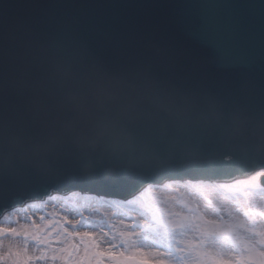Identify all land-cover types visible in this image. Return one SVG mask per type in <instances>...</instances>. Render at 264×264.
<instances>
[{"label":"water","instance_id":"obj_1","mask_svg":"<svg viewBox=\"0 0 264 264\" xmlns=\"http://www.w3.org/2000/svg\"><path fill=\"white\" fill-rule=\"evenodd\" d=\"M260 169L264 0H0V216L165 180L233 200Z\"/></svg>","mask_w":264,"mask_h":264},{"label":"rangeland","instance_id":"obj_2","mask_svg":"<svg viewBox=\"0 0 264 264\" xmlns=\"http://www.w3.org/2000/svg\"><path fill=\"white\" fill-rule=\"evenodd\" d=\"M196 183L200 182H188L189 191ZM243 183L236 182L238 190L258 213L257 197H264V193L246 192ZM178 196L175 198L168 188L141 190L129 200L141 205L143 216L102 203L114 216L122 217L108 234L83 222L71 228L77 216L62 219L56 212L48 213L49 209H35L36 216L29 221H1L0 264H264V225L250 209L236 218L215 217L194 211L185 193ZM57 199L61 200L59 195ZM64 208L67 210L66 205Z\"/></svg>","mask_w":264,"mask_h":264},{"label":"bare ground","instance_id":"obj_3","mask_svg":"<svg viewBox=\"0 0 264 264\" xmlns=\"http://www.w3.org/2000/svg\"><path fill=\"white\" fill-rule=\"evenodd\" d=\"M260 172L264 173V170H257L254 172L253 175L245 178H240L234 180L235 182H244L250 179L251 181L258 183L259 180H255V176L260 175ZM169 181H164L163 183H168ZM189 181L184 182V184H177L174 182V185H169V190L174 193V197H179L178 195L185 193L191 200L192 205L194 206L193 210H200L207 214L214 215L215 217H220L230 215L233 218L237 216H242L245 211L249 210L252 211V214L257 217L258 221H260L264 225V197H257V205L255 207L258 213L253 211V205L251 204V200L246 197H241L239 199L233 200H226L224 198H217L212 195V191L216 189V184H201L196 183L194 184L195 187L192 191H189L191 187L188 184ZM197 184H200L198 187ZM150 185L146 186L147 188ZM190 186V187H189ZM144 187L142 190H146L147 188ZM156 188V187H155ZM183 190H185L183 192ZM140 192V191H139ZM138 192V193H139ZM138 193L134 196H137ZM163 193V192H162ZM261 196V195H260ZM51 200L47 199V197L40 203L34 201H27L25 202L20 208H16L15 210H10L5 212L0 217L1 221H9V222H20V221H29L32 217H35L34 210L39 209L40 212L42 210L48 211V213L56 212L60 217H68V218H75L72 222H75V225H70L71 228L77 226L80 222L84 224L88 223L93 225L94 230L100 233L108 234L110 230H113L117 224H119V220L122 218L120 215L116 217L111 209L106 206H100L96 208L94 206V200L89 199L86 201L84 195L78 190L72 191V193H68L63 196V200H66L69 205L74 204L75 208L72 210H65L64 205L61 200L57 199V195L55 193L50 194ZM133 197V196H132ZM131 197V198H132ZM209 198L212 199V203L209 202ZM218 199V200H217ZM69 200V201H68ZM86 204V205H85ZM89 204V205H88ZM108 218V220H104V217ZM114 216V217H113ZM120 217V218H119ZM254 218H250L253 220ZM23 234V231L20 232ZM12 244H15V241H11ZM223 255V254H221ZM227 252L223 255L226 256Z\"/></svg>","mask_w":264,"mask_h":264}]
</instances>
